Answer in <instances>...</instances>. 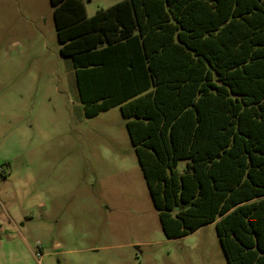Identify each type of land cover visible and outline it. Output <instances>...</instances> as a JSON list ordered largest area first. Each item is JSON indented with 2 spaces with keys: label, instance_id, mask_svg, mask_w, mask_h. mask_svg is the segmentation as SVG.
Returning a JSON list of instances; mask_svg holds the SVG:
<instances>
[{
  "label": "trees",
  "instance_id": "obj_1",
  "mask_svg": "<svg viewBox=\"0 0 264 264\" xmlns=\"http://www.w3.org/2000/svg\"><path fill=\"white\" fill-rule=\"evenodd\" d=\"M50 2L85 116L120 107L165 236L215 224L228 264H264V0Z\"/></svg>",
  "mask_w": 264,
  "mask_h": 264
},
{
  "label": "rangeland",
  "instance_id": "obj_2",
  "mask_svg": "<svg viewBox=\"0 0 264 264\" xmlns=\"http://www.w3.org/2000/svg\"><path fill=\"white\" fill-rule=\"evenodd\" d=\"M60 49L50 0H0V264H228L215 224L165 236L120 107L87 118Z\"/></svg>",
  "mask_w": 264,
  "mask_h": 264
}]
</instances>
